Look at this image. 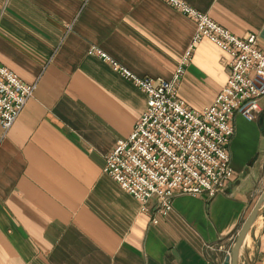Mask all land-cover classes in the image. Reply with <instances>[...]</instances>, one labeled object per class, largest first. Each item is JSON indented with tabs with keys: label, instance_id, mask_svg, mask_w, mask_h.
I'll use <instances>...</instances> for the list:
<instances>
[{
	"label": "crops",
	"instance_id": "1",
	"mask_svg": "<svg viewBox=\"0 0 264 264\" xmlns=\"http://www.w3.org/2000/svg\"><path fill=\"white\" fill-rule=\"evenodd\" d=\"M181 1L264 52V0ZM194 22L167 0H0V64L31 85L0 127V264H220L264 187V94L253 118L231 115L232 175L211 195L175 194L160 213L102 170L145 97L110 60L137 76L178 70L194 109L224 82L228 54L191 42ZM235 264H264V199Z\"/></svg>",
	"mask_w": 264,
	"mask_h": 264
},
{
	"label": "built area",
	"instance_id": "2",
	"mask_svg": "<svg viewBox=\"0 0 264 264\" xmlns=\"http://www.w3.org/2000/svg\"><path fill=\"white\" fill-rule=\"evenodd\" d=\"M194 17L191 42L205 36L228 54L224 82L212 100L199 109L186 105L175 92L178 70L170 79L137 76L110 63L144 93V107L124 137L104 154L102 170L141 203L154 198L164 213L179 193L211 195L231 177L225 144L233 113L251 119L264 94V52L255 34L236 36L181 0H167ZM96 52L105 54L96 49ZM31 91L14 72L0 64V127L5 130Z\"/></svg>",
	"mask_w": 264,
	"mask_h": 264
},
{
	"label": "water",
	"instance_id": "3",
	"mask_svg": "<svg viewBox=\"0 0 264 264\" xmlns=\"http://www.w3.org/2000/svg\"><path fill=\"white\" fill-rule=\"evenodd\" d=\"M262 118V114L260 115V119ZM264 199V187L262 188V190L260 191V193L257 195V197L255 198L253 204L251 205L250 209L248 210L247 214L245 215V217L243 218V220L241 221L234 239L231 243L229 252L226 253L220 264H235L236 261V254H237V249L242 241L243 235L245 234L250 222L252 221L255 212L259 206V204L263 201Z\"/></svg>",
	"mask_w": 264,
	"mask_h": 264
},
{
	"label": "rangeland",
	"instance_id": "4",
	"mask_svg": "<svg viewBox=\"0 0 264 264\" xmlns=\"http://www.w3.org/2000/svg\"><path fill=\"white\" fill-rule=\"evenodd\" d=\"M239 114V113H238ZM232 132V131H231ZM230 136V135H229ZM229 139V138H228ZM227 142H228V140H227ZM227 142H226V144H227ZM226 144H225V147H226ZM227 151V150H226ZM228 154V153H227ZM229 159V158H228ZM229 252V250L226 252V253H228Z\"/></svg>",
	"mask_w": 264,
	"mask_h": 264
}]
</instances>
